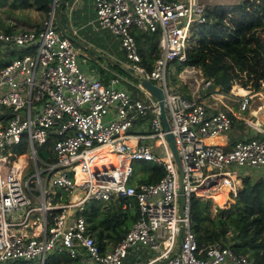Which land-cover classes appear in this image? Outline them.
<instances>
[{
  "label": "built area",
  "instance_id": "obj_1",
  "mask_svg": "<svg viewBox=\"0 0 264 264\" xmlns=\"http://www.w3.org/2000/svg\"><path fill=\"white\" fill-rule=\"evenodd\" d=\"M242 1L93 0L95 27L116 37L140 77L163 90L181 183L158 101L146 93L149 102L131 98L119 74L105 84L83 73L75 45L56 26L59 0H52L40 29L0 31L2 51L26 52L0 66V264H48L57 254L78 264H251L220 243L200 248L190 220L192 196L212 199L226 191L233 203L242 182L236 170L264 169V139L213 142L231 131L232 116L263 132L241 117L249 99H240L237 113L213 110L199 95L213 82L201 72L195 80L201 71L195 67L181 70L183 83H196L190 96L166 80L172 62L185 61L191 30L206 22L207 11ZM135 32L157 35L150 71L141 65ZM5 109L9 116L1 118ZM51 133L53 160L46 162L34 144H45ZM23 137L28 155L11 150ZM133 161L152 162L165 175L151 184L131 181ZM113 198L128 200L123 208L134 203L138 218L117 245L101 249L82 211Z\"/></svg>",
  "mask_w": 264,
  "mask_h": 264
},
{
  "label": "trees",
  "instance_id": "obj_2",
  "mask_svg": "<svg viewBox=\"0 0 264 264\" xmlns=\"http://www.w3.org/2000/svg\"><path fill=\"white\" fill-rule=\"evenodd\" d=\"M51 3L52 0H11L10 8L19 10L21 15L14 19L15 25L0 24L1 31L12 33L40 29L42 22L48 16ZM64 3L65 0L61 4L59 21ZM28 9H33L41 15L43 20L40 24L26 15ZM206 16L205 23L195 25L191 30L185 50V61L174 60L171 66H174L178 72L187 66L200 69L203 78L220 86L221 91L226 94L235 82L254 92L260 91L264 84V0H244L228 8L215 5L207 11ZM133 35L141 56V65L150 71L154 61L150 57V52L157 50V35L138 32ZM7 52L10 54L9 59L4 58ZM19 52L14 48L2 51L0 47V66L8 64ZM111 66L113 70H118L117 65L111 64ZM113 76V74L108 75L102 81L107 84ZM137 85L138 82L131 77L128 81H121V87L130 94L131 98L149 102L148 97ZM6 116H9L8 109L4 110L1 118ZM232 120V128L240 130L235 140L242 139L246 136L242 131L246 126L233 116ZM55 140L56 137L51 133L45 143L49 151ZM25 142L23 137L21 143L13 146L11 150L23 154ZM138 162L143 171L137 175L138 178L134 174L133 167L131 181L151 184L158 182L165 175V170L152 162ZM252 173L257 174V171ZM240 179L242 187L238 189L237 196L233 199L236 205L228 201L222 204V212L211 199L191 197V229L200 248H208L220 243L230 247L237 254L245 255L251 264H264V176L255 177L248 173L241 174ZM128 202L124 198H113L107 202L92 201L82 211L89 233L101 249L117 245L137 220L138 210L134 203L130 207L123 208ZM235 208L236 214H223L234 213ZM7 264L32 263L18 261ZM48 264L78 263L65 257L63 261L52 260Z\"/></svg>",
  "mask_w": 264,
  "mask_h": 264
},
{
  "label": "rangeland",
  "instance_id": "obj_3",
  "mask_svg": "<svg viewBox=\"0 0 264 264\" xmlns=\"http://www.w3.org/2000/svg\"><path fill=\"white\" fill-rule=\"evenodd\" d=\"M61 0H59L60 2ZM10 2L11 0H5V2H2L0 0V24L2 25H15L16 21L14 20L16 16L21 15L19 10H15L10 8ZM73 2V0H67L66 4L63 5L62 7V13L60 16V22L61 26L63 28V32L66 36L71 37V38H76L77 36L73 33L71 30L70 26L73 25L77 27L80 33H93L92 39L94 40V43L92 47H89L90 50L86 51L85 49L76 46L77 54H78V64L79 66H88L91 70V76L96 77V78H104V76L109 74L110 70H113L111 66V61L108 60L107 58L113 57L118 61L120 66L118 67V70L115 71L117 72L116 74H119L120 77L123 78V80H129V77L133 75H139L137 71L130 65L129 61L125 58L121 48L119 41L116 37L111 35L107 30H100L98 33H94L93 31V25L90 23L91 20L93 19V8L91 6L90 0H79V2L70 9L69 4ZM26 15L34 22L36 23H41L42 22V17L41 15L34 11L33 9H28L26 12ZM96 25V24H95ZM1 31V27H0ZM17 51H20L19 49H16ZM107 54V55H104ZM26 52L25 51H20L15 55V58L25 56ZM5 59L10 58V54L7 52ZM111 63V64H110ZM197 74L195 75V80H200V72L199 70H196ZM111 75V73H110ZM202 75V74H201ZM184 78V73L181 71H177V69L174 66H171L170 69L168 70V73L166 75V80H167V85L170 89L174 91H180L183 92V88L185 87V83H183L181 78ZM159 83L156 81V84ZM192 86H196V83L194 82V79L191 80ZM139 85V84H138ZM137 85V86H138ZM183 86V88H182ZM221 99V101L227 105L230 109H233L235 113L238 112L237 105H239L240 99H242L243 96L246 95V97L249 99V108L241 114V117L245 119H249L252 123L257 125L262 129V133L258 131H252L249 130V126L245 124L244 121H241L243 123V126H246V128H243V134L248 136L249 138H258V139H264V84H262V88L258 92H254L250 89L243 88L239 82H235L229 93L226 94L223 91L220 90L218 92ZM199 95L201 96V99L203 101H208L211 100L212 98L210 96L204 95V91H199ZM221 104V103H220ZM222 106V105H221ZM222 108V107H219ZM263 123V124H262ZM236 125L238 126L239 123L237 122ZM239 129V128H238ZM249 131V133L245 132ZM238 131H234L236 133ZM230 134V133H229ZM248 134V135H247ZM53 144H51V149L53 147ZM35 149L38 153V155L44 159L46 162H51L53 160V154L49 151V147L46 144L43 145H38L37 143L34 144ZM29 146H25V151L24 153L26 155L29 154L28 150ZM26 160V158H22ZM132 166L134 167V174L137 176L139 173L143 171L142 166L139 162L133 161ZM238 174H248L249 175H255V177L259 175L264 176V169L261 171H257V174H253V171L249 170H241L237 169L236 170ZM252 173V174H250ZM241 187H242V182H241ZM213 204L218 207L221 211L222 204H226L228 202L227 199V192L225 191L224 195H213V198L211 199ZM232 203V202H230ZM234 205H236L235 200L233 202ZM213 205V208H215ZM237 207V206H236ZM238 208V207H237ZM222 212V211H221ZM237 209L235 208L234 213L230 214H225L224 215H232L236 214ZM15 216V214H13ZM177 249V245H176ZM64 254H57L54 255V257H49L47 258V262L49 263L52 260H60L63 261L65 259Z\"/></svg>",
  "mask_w": 264,
  "mask_h": 264
},
{
  "label": "crops",
  "instance_id": "obj_4",
  "mask_svg": "<svg viewBox=\"0 0 264 264\" xmlns=\"http://www.w3.org/2000/svg\"><path fill=\"white\" fill-rule=\"evenodd\" d=\"M62 1V0H61ZM64 1V0H63ZM66 1L67 0H65V3L64 4H66ZM79 2V0H73V2H71L70 4H69V7H70V9H72V7H74L77 3ZM90 2H91V6H92V8H93V19L91 20V24L94 26L93 27V32L94 33H98V31H100L99 29H97L96 27H95V23H94V19H95V11H94V4H93V0H90ZM70 28H71V30L73 31V33L77 36L76 38H72V39H75V40H77L80 44H82L83 46H84V48L83 47H81V48H83V49H85L86 51H87V48H89V47H92V45H93V43H94V40L92 39V34L90 33H80L79 32V30L77 29V27H75V26H73V25H71L70 26ZM71 38V37H70ZM79 47V46H78ZM75 48H76V45H75ZM90 49V48H89ZM104 55H107V54H104ZM109 58H107L108 60H110V61H115L116 63H118V61L116 60V59H114L113 57H110V56H108ZM112 63V62H111ZM113 64V63H112ZM119 64V63H118ZM116 65V64H115ZM80 68H81V70L83 71V73L86 75V76H91L92 74V72H91V70H90V68L88 67V66H82V65H80ZM110 73L111 74H113V75H115L117 72H115V71H113V70H110L109 71V74L108 75H110ZM108 75H106V76H108ZM106 76H104V78H101L102 80L103 79H105L106 78ZM91 77H93V76H91ZM100 78V77H99ZM138 87V86H137ZM139 88V87H138ZM182 88H183V86H182ZM140 89V88H139ZM193 90H194V86H192V85H185V87L183 88V92H185L184 94H186V95H188V96H190L191 94H192V92H193ZM209 96V95H208ZM218 97H220V95L218 94V92H216V94H214L213 95V97H211L212 99L211 100H208L207 102L206 101H203V99H202V101L204 102V103H206V104H208L209 106H211V107H213V110H216V109H220V110H226V111H229V112H235V111H233V109H230L227 105H225L222 101H221V99H219ZM221 103V104H220ZM222 105V106H221ZM219 107H222V108H219ZM237 109H238V105H237ZM237 121H239L240 119H236ZM242 121V120H241ZM237 129V128H236ZM234 131H235V129H231V131L226 135V137H220V138H216V139H214L213 140V142H215V143H217V144H220V145H223V146H226V145H231V144H233L235 141H238V140H235V139H237V138H235V136H236V134H238L239 133V129H237L236 131H238V132H236V133H234ZM245 132H247L248 133V131H246L245 130ZM248 135V134H247ZM246 138H248V136H244L242 139H246ZM242 139H239V140H242Z\"/></svg>",
  "mask_w": 264,
  "mask_h": 264
},
{
  "label": "water",
  "instance_id": "obj_5",
  "mask_svg": "<svg viewBox=\"0 0 264 264\" xmlns=\"http://www.w3.org/2000/svg\"><path fill=\"white\" fill-rule=\"evenodd\" d=\"M62 2H63V0L58 2V4L55 7V22H56V26H57L59 32L62 35H65L64 32H63V28L61 26V23L59 21L60 8H61ZM70 40H71V42L74 45L84 48V46L82 44H80L77 40L72 39V38H70ZM88 50H90V49L87 48V51ZM111 62L113 64H116L117 66H120V64L116 63L115 61H111ZM131 78L134 79L135 81H137L138 84L141 85V87L147 89L150 92V94L153 96V98L158 101V104H159V107H160V117H161L164 129L167 132L166 140H167L169 148H170V150L172 152L175 164L177 166V169H178V172H179V180H180V183H181L182 175H181L180 163H179V158H178V154H177V151H176L174 139H173L172 134L170 133V125H169V123L167 121L166 114H165L163 90L160 87L154 85L152 82L148 81L147 79H145L143 77L133 75V76H131ZM220 90H221L220 86L216 85L215 83H211L205 89L204 95L208 96V95L212 94L213 92H220ZM263 126H264V124H263ZM181 191H182V187L180 185V192ZM180 237H181V234L179 235V238ZM180 248H181V241L179 239L178 246H177V253L180 251Z\"/></svg>",
  "mask_w": 264,
  "mask_h": 264
},
{
  "label": "bare ground",
  "instance_id": "obj_6",
  "mask_svg": "<svg viewBox=\"0 0 264 264\" xmlns=\"http://www.w3.org/2000/svg\"><path fill=\"white\" fill-rule=\"evenodd\" d=\"M138 87H139L141 90H143L144 93L148 94L149 96H151V97L153 98V96L150 94V92H149L147 89L141 87V85H138ZM78 175L80 176L81 174H79V172H78ZM224 193H225V191H222V192H219V193H216V194H217V195H220V194L224 195Z\"/></svg>",
  "mask_w": 264,
  "mask_h": 264
}]
</instances>
